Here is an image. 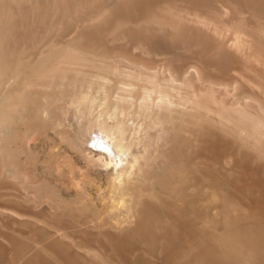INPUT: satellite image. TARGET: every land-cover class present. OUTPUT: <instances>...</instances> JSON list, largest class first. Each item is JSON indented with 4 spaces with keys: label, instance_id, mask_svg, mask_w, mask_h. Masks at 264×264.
<instances>
[{
    "label": "bare ground",
    "instance_id": "obj_1",
    "mask_svg": "<svg viewBox=\"0 0 264 264\" xmlns=\"http://www.w3.org/2000/svg\"><path fill=\"white\" fill-rule=\"evenodd\" d=\"M0 264H264V0H0Z\"/></svg>",
    "mask_w": 264,
    "mask_h": 264
},
{
    "label": "rangeland",
    "instance_id": "obj_2",
    "mask_svg": "<svg viewBox=\"0 0 264 264\" xmlns=\"http://www.w3.org/2000/svg\"><path fill=\"white\" fill-rule=\"evenodd\" d=\"M29 17V19H33L34 17H35V13H30V15L28 16ZM103 19H105V18H101L99 21H101L100 22V24L103 22ZM89 23H87L86 25H85V27L84 26H82V27H79V29L78 30H82V28L83 29H85V30H92V28H94L95 26H98V25H94V24H92V22L90 23V25H88ZM198 114H202V115H205V113H203V112H200L199 111V113ZM196 117V116H195ZM193 118V125H192V127H190V130H192V136H190L189 137V139H190V141H191V144H194L195 143V141H196V144H198V138H199V136H200V134L202 133L201 132V130L203 129V128H205L203 131H205V132H208V133H210V132H212V133H217V136L218 137H222V135H224V136H226V137H228V138H230L229 137V135L227 134V133H223L222 131H220L219 129H217V126L216 125H213V124H210L209 122H207V118H208V116L207 115H205V116H197L196 118ZM38 127H41L40 125L38 126H36L35 128H34V132H33V137H36V138H34L33 139V142L31 143H29V147H30V149H28L29 151L28 152H30V153H32V152H35V153H33L32 155L34 156H32V155H28L27 157L28 158H31L32 157V161H34V165H33V167H35V168H33L32 166V168L30 167V164H27L28 166H29V168H31L30 170H31V172L29 171V173H30V177H37V175H41V176H38V178H42V179H46V182L48 181L49 183H51L52 184V186H53V191H54V193L55 194H57V193H61L62 195H64V193H65V191H64V183H62V182H65V184L66 183H68V182H71V181H73V180H71L72 178L74 179V177H76L77 178V180H78V174L76 175V173H78V172H80V168H82V166H83V161L80 159V161H78L79 160V158L78 157H72V155L70 154V153H68L67 152V149H65V146H64V143H60V145L59 146H61L62 144V147H61V149L60 150H58L57 151V153H58V159L56 158L57 157V153H55L54 154V156L50 159L49 158V160L47 161V149H48V146H49V140H46L45 139V137L48 139L49 137L48 136H51L52 135V132H50L49 133V131L50 130H48L47 128H44V127H42V129L41 128H39L38 130H43V133H41V131H39V134H41V135H39L38 134V130H37V128ZM46 129V130H45ZM35 132H36V134H38V135H36L35 134ZM36 135V136H35ZM180 135L182 136V134H181V132H180ZM51 137H53L54 138V136H51ZM49 139H51V138H49ZM132 139V138H131ZM52 140H56L57 141V139H52ZM32 144H34V145H32ZM33 147H32V146ZM64 146V147H63ZM64 149V150H63ZM233 150H234V152L235 151H237L240 155H246L247 153H249L251 150H249V149H246L244 146H242L241 144H237V143H234V147L232 148ZM92 150H94L93 148H92ZM27 151V150H26ZM66 151V152H65ZM95 152L97 151V150H94ZM64 152V153H63ZM94 152V153H95ZM39 153H41V155H39ZM96 153H100V150H98ZM65 156H64V155ZM68 154H70V155H68ZM66 155H68V156H66ZM64 156V157H63ZM67 157V158H66ZM183 157V156H182ZM43 158V159H42ZM56 158V159H55ZM60 158V159H59ZM72 158V159H71ZM76 158V159H75ZM35 159V160H34ZM19 162H20V169L22 170H24V169H26V164H25V166L23 165V160H24V157L23 156H21L19 159ZM39 160V163L37 162ZM43 160V161H42ZM46 160V161H45ZM57 160H61V161H63L62 162V164H63V166H62V164H61V161L60 162H58ZM44 161H45V163H44ZM57 162V164H56V162ZM69 163V161L71 162V163H69L70 165L72 164V166H70L69 164V166L67 165V162ZM22 162V163H21ZM37 162V163H36ZM51 162V163H50ZM72 162H76V164H75V167L76 166H79V167H76V169H74L75 167L73 166L74 164L72 163ZM78 162V163H77ZM79 162H80V165H78L79 164ZM26 163V162H25ZM43 163H44V165H43ZM47 163V164H46ZM48 163H49V166H48ZM54 163V164H53ZM64 163H65V165H64ZM261 163V160H259L258 158H254V157H251V159H250V163H249V166H248V168H257L258 167V165ZM39 164H41V165H39ZM45 164H46V166H45ZM60 164V165H59ZM54 165H56V166H54ZM57 165H59V166H57ZM67 165V166H66ZM82 165V166H81ZM48 166V167H47ZM67 167V169L68 170H65L66 169V167ZM81 166V167H80ZM196 166H198L199 167V165H196ZM55 167H57V168H55ZM64 167H65V169H64ZM197 167V168H198ZM46 168V169H45ZM50 168H51V170H50ZM60 168H61V170H60ZM175 168V169H174ZM173 168V170H172V172H175L176 171V167H174ZM35 169V170H34ZM44 169V170H43ZM73 169V170H72ZM57 170L59 171L57 174H55L56 172H57ZM64 170V171H63ZM70 170H71V172H70ZM201 170L203 171V169L201 168ZM42 171V172H41ZM69 173H68V172ZM78 171V172H77ZM82 171H84L83 169L81 170V172ZM65 172V173H64ZM104 172H105V170H104ZM204 172V171H203ZM219 172H221V173H225L226 171L225 170H220ZM28 173V174H29ZM42 173V174H41ZM44 173V174H43ZM48 173H49V175H48ZM64 173V174H63ZM71 173V174H70ZM72 173H73V175H72ZM92 173H94L93 172V170H92ZM92 173H90L91 175H89V177H93L92 178V185H94V181L96 182V174H95V176H94V174H92ZM107 174L108 173H106L105 175L107 176ZM205 174H206V172H205ZM44 177H43V176ZM69 175H71V176H73V177H71V176H68ZM93 175V176H92ZM104 175V176H105ZM199 175V176H198ZM27 177L28 178V180L30 181V180H32V178L30 179V177ZM47 176V177H46ZM56 176V177H55ZM62 176V177H61ZM67 176V177H66ZM191 176H194V177H197V180H196V182H197V185H199V183H198V181H199V179H200V174L198 173V172H194V173H192L191 174ZM54 177V178H53ZM60 177V178H59ZM225 177H227V175H225ZM33 178V179H34ZM59 178V179H58ZM67 178V179H66ZM49 179H51V180H49ZM64 179V180H63ZM65 179H66V181H65ZM69 179V180H68ZM84 179H86V178H84ZM71 180V181H70ZM45 181V180H44ZM54 181V182H53ZM56 181V182H55ZM79 181V180H78ZM89 181V180H88ZM97 181H98V179H97ZM12 182V183H11ZM57 182H59V183H57ZM55 183V184H54ZM61 184V185H60ZM9 185L12 187H19L18 186V184L16 183V182H13V181H9ZM60 185V186H59ZM48 186H51V185H48ZM160 186L161 185H156V183L153 185V187H152V189L153 190H155V191H157L159 188H160ZM12 187V188H13ZM59 187V188H58ZM61 187V188H60ZM173 187L175 188V186L173 185ZM182 187V183H178L177 184V190H179L180 188ZM15 189L16 188H14V189H10V190H7L6 191V193H17V191H15ZM34 190H36L35 188H34ZM56 190V191H55ZM199 189H197V188H195L192 192H191V198H193L195 195H196V193H197V191H198ZM64 191V192H63ZM30 193H32V192H30ZM30 193H29V196H30ZM31 196H33V193H32V195ZM190 198V199H191ZM174 202L175 203H177L175 200H174ZM187 218V217H186ZM185 217H183V220L184 219H186ZM198 218H201V216H199L198 215ZM220 216H216L215 218H214V220H212L213 222H221L220 221ZM199 221V220H198ZM204 223V222H203ZM222 224V223H221Z\"/></svg>",
    "mask_w": 264,
    "mask_h": 264
}]
</instances>
